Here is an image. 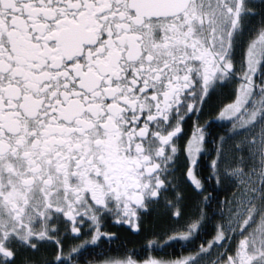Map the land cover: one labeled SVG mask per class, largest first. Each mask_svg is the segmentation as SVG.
<instances>
[{"label": "snow or ice", "instance_id": "snow-or-ice-1", "mask_svg": "<svg viewBox=\"0 0 264 264\" xmlns=\"http://www.w3.org/2000/svg\"><path fill=\"white\" fill-rule=\"evenodd\" d=\"M0 264H264V0H0Z\"/></svg>", "mask_w": 264, "mask_h": 264}, {"label": "flooded vegetation", "instance_id": "flooded-vegetation-1", "mask_svg": "<svg viewBox=\"0 0 264 264\" xmlns=\"http://www.w3.org/2000/svg\"><path fill=\"white\" fill-rule=\"evenodd\" d=\"M175 249H177V251H178V253H179V255H180L181 250H182V249H181V246H180V245H177V246L175 247ZM169 250H170V249H168L166 253L162 252L160 255H163V256H167V257H168V255H169V253H168ZM141 255H142V256H155L154 253H141ZM175 258H178V257H175Z\"/></svg>", "mask_w": 264, "mask_h": 264}, {"label": "trees", "instance_id": "trees-1", "mask_svg": "<svg viewBox=\"0 0 264 264\" xmlns=\"http://www.w3.org/2000/svg\"><path fill=\"white\" fill-rule=\"evenodd\" d=\"M168 253H169L168 257H171V258H175V257L179 256V253H178L177 249H175V248L170 249Z\"/></svg>", "mask_w": 264, "mask_h": 264}]
</instances>
